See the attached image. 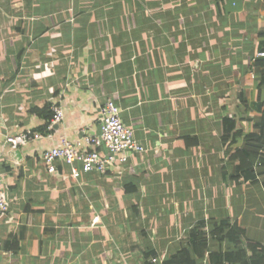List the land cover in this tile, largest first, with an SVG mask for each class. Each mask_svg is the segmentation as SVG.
I'll list each match as a JSON object with an SVG mask.
<instances>
[{"label":"crops","instance_id":"1","mask_svg":"<svg viewBox=\"0 0 264 264\" xmlns=\"http://www.w3.org/2000/svg\"><path fill=\"white\" fill-rule=\"evenodd\" d=\"M261 30L264 0H0V264H150L203 221L264 244V180L232 178L242 139L223 138L226 117L248 132L260 116ZM107 98L146 151L49 173L43 153L99 133ZM53 105L49 129L36 110ZM27 130L43 138L6 142Z\"/></svg>","mask_w":264,"mask_h":264},{"label":"trees","instance_id":"2","mask_svg":"<svg viewBox=\"0 0 264 264\" xmlns=\"http://www.w3.org/2000/svg\"><path fill=\"white\" fill-rule=\"evenodd\" d=\"M260 36L264 37V30H261ZM258 50V53L264 52V40L259 43ZM251 67L261 69L253 106L260 112L259 118L248 132L238 129L235 119L225 118L223 138L229 142V147L242 139V144L229 150V163L233 165L232 178L235 181H256L260 177L264 180V56L257 54ZM243 101L246 102L245 97ZM36 112L48 119L47 125L53 117L49 106ZM245 234L244 228L229 220L200 222L191 230L188 244L166 256L162 264H201L207 258L209 264H264V244L246 239Z\"/></svg>","mask_w":264,"mask_h":264},{"label":"built area","instance_id":"3","mask_svg":"<svg viewBox=\"0 0 264 264\" xmlns=\"http://www.w3.org/2000/svg\"><path fill=\"white\" fill-rule=\"evenodd\" d=\"M264 56V52L258 53ZM53 117L49 129L59 124L64 118V111L58 105L52 106ZM121 110L112 98H107L100 105V131L99 133H88L76 142L63 138L61 145L46 150L42 160L49 173L57 171V162L62 161L72 168V176L78 178L81 175L75 164L80 163L82 171L106 173L107 171L126 164L131 155L144 153L146 148L135 137L132 128L127 126L121 118ZM43 138L40 132L27 130L16 135L8 136L6 142L11 148L17 149L33 140ZM10 210V201L5 190L4 173L0 168V214ZM95 222L98 221L96 217ZM166 255L153 257L154 264H162ZM204 264H209L208 258Z\"/></svg>","mask_w":264,"mask_h":264}]
</instances>
